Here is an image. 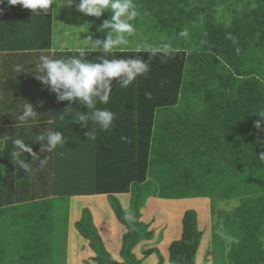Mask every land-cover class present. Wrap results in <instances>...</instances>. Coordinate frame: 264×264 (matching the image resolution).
Segmentation results:
<instances>
[{"label": "trees", "instance_id": "obj_1", "mask_svg": "<svg viewBox=\"0 0 264 264\" xmlns=\"http://www.w3.org/2000/svg\"><path fill=\"white\" fill-rule=\"evenodd\" d=\"M141 4L142 11L152 8L149 13L157 21L170 22L173 31L195 35L200 27L207 36L230 34L235 39L204 41L203 49H172L168 55L86 52L83 57L90 62L140 58L150 70L128 87L113 79L108 103L97 102L126 110L130 126L124 131L130 141H93L82 157L72 152L68 163L52 160L56 153L42 151L37 141H24L33 153L20 157L29 163L25 171L11 156L12 140L3 139L21 124L42 122L41 115L27 122L18 116L25 102L33 108L55 106L57 97L48 86L38 80L19 81L12 97L0 96V264H65L66 198L91 195H106L125 229L119 251L122 261L117 262L105 250L90 211L81 210L74 228L87 241L96 264H140L151 254L157 264H163L157 248L141 250L139 259L133 253L139 243L153 238L150 225L140 221V210L149 197L209 199L214 229L227 222L229 231L223 229L234 239L229 245L219 230L213 231L214 264L228 255L231 264H264V118L259 116L264 114V0H142ZM24 12L29 15L20 17L33 27L37 42L33 49L0 54L79 57V52L48 53L50 9ZM143 28L144 37L154 33L148 26ZM164 33L170 34L160 31ZM197 43L189 42L184 48ZM86 155L92 160H86ZM45 157L47 165L40 167L39 160ZM114 194H129L126 209ZM230 200L238 202L232 210L217 208V203ZM235 228H239L237 235ZM202 236L196 212L186 210L180 237L168 247V263L196 264ZM207 262L206 253L200 264Z\"/></svg>", "mask_w": 264, "mask_h": 264}, {"label": "crops", "instance_id": "obj_2", "mask_svg": "<svg viewBox=\"0 0 264 264\" xmlns=\"http://www.w3.org/2000/svg\"><path fill=\"white\" fill-rule=\"evenodd\" d=\"M135 2L138 4H135ZM141 2L142 0H133L139 15L132 21L135 27V32L127 37L129 41L128 45L115 47L111 51H136L137 46L142 45V38L145 37L142 35ZM78 3L79 0H73L72 6L69 7L64 0H54V4L50 6L51 24L48 53L61 52V45H64L65 47L63 52H78L77 50L83 48L84 46L85 53L103 51L100 47H98L96 51H88V49L91 47L92 43L96 41L102 42L105 40L110 30H104L101 32L99 29L105 19H110L111 12L105 11L99 18L86 16L85 14L77 11ZM24 11L32 10L23 8V6L19 3L11 5L8 3V0H0V51H2L0 53L15 49H33V44L37 42L35 36L32 34L33 27L28 23V21H23V17H20L21 15H29L28 12ZM89 36H91V41L87 44L88 42L84 40ZM39 56L40 55L29 54L25 56H10L9 58H6V56L0 54V90H2L0 96L12 97L13 89L19 81L37 80L35 78L36 75L41 74L35 70V62ZM81 59L85 62H90L89 57H82ZM16 65H23L24 68L17 73L14 70ZM54 103L56 104L55 106L47 105L43 108H33L37 114L35 118H38L39 115H41L42 122H28L26 125L21 124L17 127V130L12 131L8 135V137L10 135L16 137H10L12 139H8V141L16 138L22 139L23 141H37L38 135L45 134L48 130L53 132L58 131L65 138V144L57 146V148L53 150L56 155L53 157L55 159L52 160H56L58 164L59 161L68 163L72 158L69 157L72 152H78L80 153L78 156L82 157V152L87 153L89 148L93 146V141L95 144L97 141H122L121 137H126V141H130L128 132L125 135L124 131L125 127L128 129L130 126L129 117L125 116L124 111L126 110H124V108L121 111L119 109H115L112 105H96L98 108H106L115 114L113 126L108 131H101L92 121H88L86 124L78 121V115L86 114L89 111V109L79 101L69 103L68 101L60 102L56 99V102ZM61 116L63 119H61ZM91 131L95 132V140H88L87 133ZM79 159L81 158H78L77 160ZM47 160H49V158H47ZM86 160H92V158L90 157L88 159L86 155ZM114 196L119 200L123 209L128 207L129 194H114ZM69 198L70 202L68 206L69 213L67 218L65 264H96L92 261L94 253L89 248L87 241L84 240L74 228V223L80 219L81 210L83 208L90 211L93 224L100 236L105 250L115 261L121 262L122 259L120 258L119 251L121 248L122 235L125 229L116 220L113 212L110 210V206L107 203V196H72ZM76 201H78L77 206L75 203ZM206 201L208 202V200ZM209 202V213L211 217L209 235L212 239V233L215 230H213L215 226V217L212 216L211 201L209 200ZM79 203L80 205H78ZM140 213V221L150 225L149 229L153 231V238L149 241H142L139 243L133 249V253L139 259L142 257L141 250L157 248L163 258V264H169L168 248L167 253H165L162 246L165 245L169 247L173 240L169 239L164 242V238L162 237V240L157 241L159 234L154 231L155 229L150 222L151 217H143L142 208ZM162 224L164 223L161 222L160 224H154V226L161 227L160 225ZM220 229L221 226H218L216 230L222 232ZM200 230H202L203 236L197 254L202 252L204 257L207 253V264H214V255L212 250L209 248L211 246V239L210 242H208L206 235V238L204 239V230L203 228ZM163 231H165V228L161 230V233ZM179 237L177 239H179ZM227 237L228 236H225L224 238L226 239ZM207 242L209 244H207ZM195 263L198 264L197 255ZM140 264H157V257L155 254H151L142 260Z\"/></svg>", "mask_w": 264, "mask_h": 264}, {"label": "clouds", "instance_id": "obj_3", "mask_svg": "<svg viewBox=\"0 0 264 264\" xmlns=\"http://www.w3.org/2000/svg\"><path fill=\"white\" fill-rule=\"evenodd\" d=\"M67 6L71 7L73 0H64ZM11 5L21 4L23 8L30 9L33 13L37 10L42 13H47L50 6L54 4V0H8ZM77 11L86 16L99 18L105 11L111 12L110 19H105L99 29L110 30L104 41H96L91 44L88 51H96L98 47L102 48L105 53L111 52L115 47L128 45V36L135 32V27L132 23L139 13L133 0H79ZM180 36H187V31H181ZM228 39H235L230 34ZM84 41H91L89 36ZM86 44V45H87ZM64 45L60 46L61 53L64 51ZM85 46L78 49L79 57H59L54 55L41 54L35 62V70L40 75H36V79L42 84L50 88L51 92L57 97V100L68 101L72 103L79 101L85 105L89 111L86 114L78 115V121L86 124L92 121L95 126L101 131H108L113 126L115 114L106 109L98 108L97 102L107 104L112 93L111 84L113 79H119L121 87H128L139 76H143L150 70L149 64L145 63L140 58L133 59H107L104 58L99 62H85L81 58L85 54ZM136 51L148 52L151 56H155L158 52H163L165 55L173 54L170 44L162 46H153L150 44L138 45ZM24 68L23 65H16L14 70L19 73ZM147 99H151V93H145ZM91 110V111H90ZM37 116L33 109V105L25 102L23 111L18 116L19 121L27 122ZM264 118V114H260ZM61 119L63 117L61 116ZM259 129L260 122L255 124ZM88 140H95V132L87 133ZM5 141L10 137H4ZM126 137H121L122 141H126ZM37 142L41 144V150L52 152L65 144V138L60 132L48 130L45 134L38 135ZM43 142V143H41ZM13 151L11 156L15 164L25 171L29 170V163H25L20 159L24 154L33 155L32 148L19 138L12 140ZM34 157V156H33ZM264 159V156L261 157ZM47 157L40 159V167L47 165ZM129 219H131L129 217Z\"/></svg>", "mask_w": 264, "mask_h": 264}, {"label": "rangeland", "instance_id": "obj_4", "mask_svg": "<svg viewBox=\"0 0 264 264\" xmlns=\"http://www.w3.org/2000/svg\"><path fill=\"white\" fill-rule=\"evenodd\" d=\"M241 7V5H239V8ZM147 11H142L144 13H147V16L144 18L142 16V29L144 26H148L150 27V29H153V34L151 35V37H145L142 38V44H150L153 46H162L165 44H170L171 45V49H182V50H189V49H203L202 45L204 43V41H207L209 44H213V43H217L218 41H227L224 43H229L230 41L225 37H227L226 35L222 38H215V36L212 35H206L204 30L201 31L200 27H196V29H198L197 33L194 35L191 33H188L187 36H180L179 33L181 32V30L178 31H173V27L170 25L171 23H164V22H159L156 20V17H152V14L150 15L149 12L152 11L151 7H147L146 8ZM150 20V22H149ZM146 22V23H144ZM198 26V24H197ZM164 29H168V30H164ZM160 31H166V32H170L169 33H164L163 35H160ZM175 32H177V35H174ZM200 40H197V39ZM219 39V40H218ZM194 42L196 43V41H198V43L193 47L190 48H184L186 44H189V42ZM200 44V45H198ZM217 46V45H216ZM216 46H211L213 48V50H216ZM223 50V49H221ZM66 200H68V206H69V202H70V198H66ZM208 200V202L206 201ZM76 206L78 201L75 202ZM108 203V200H107ZM218 204V203H217ZM238 202L237 200H230L228 202H219V204L217 205V208L221 209V210H225V211H230L233 208H235L237 206ZM80 205V203L78 204ZM111 210V208H110ZM186 210H194L197 213V221L199 222V228H203L204 230V239L206 238L205 235L208 238V242H210V235H209V229H210V224H211V217H210V202L209 199H205V198H190V199H180V200H163V199H159L156 197H149L146 199L145 201V205L142 208V214L143 217H147L150 216V222L152 224V226L154 227V231L158 234H161L160 238L158 235V239L162 240V237L164 238V242L172 239V240H176L181 233V218L183 213ZM112 211V210H111ZM113 212V211H112ZM68 213H69V207H68ZM161 222H163L164 224L160 225L161 227L158 226H154V224H160ZM223 226H225V228L227 229V232L229 231V226L227 222H224V224L221 225V230L222 232H220V235L224 238L225 236H228L225 233V229H223ZM165 228V231H163L161 233V230ZM214 230V228H213ZM216 230V229H215ZM239 233V228H235L234 229V234H238ZM230 236V235H229ZM236 241H239V239H236ZM163 242V243H164ZM207 242V244H209ZM227 244L231 245V242H234V239L232 240V237H227L226 240L224 241ZM263 242H264V237H263ZM162 243V244H163ZM206 244V245H207ZM211 244V242H210ZM59 246V244H58ZM64 246H65V256H66V238H65V242H64ZM60 248H62L60 246ZM163 251L165 253H167V246H162ZM210 248V247H209ZM264 248V245H263ZM217 250V249H216ZM229 250L225 249V251ZM218 251V250H217ZM230 251V250H229ZM231 255H228L225 258H221V259H217V260H221L222 262L225 261V264H231V262L233 261V258L230 257ZM203 257V253L199 252V254H197V263L199 264L202 260ZM221 262V264H222Z\"/></svg>", "mask_w": 264, "mask_h": 264}]
</instances>
